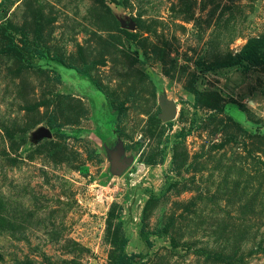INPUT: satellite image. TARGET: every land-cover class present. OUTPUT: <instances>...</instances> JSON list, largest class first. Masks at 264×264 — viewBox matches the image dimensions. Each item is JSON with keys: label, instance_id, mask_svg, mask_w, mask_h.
<instances>
[{"label": "rangeland", "instance_id": "1", "mask_svg": "<svg viewBox=\"0 0 264 264\" xmlns=\"http://www.w3.org/2000/svg\"><path fill=\"white\" fill-rule=\"evenodd\" d=\"M263 37L264 0H0V264H264V63L223 66Z\"/></svg>", "mask_w": 264, "mask_h": 264}, {"label": "trees", "instance_id": "2", "mask_svg": "<svg viewBox=\"0 0 264 264\" xmlns=\"http://www.w3.org/2000/svg\"><path fill=\"white\" fill-rule=\"evenodd\" d=\"M245 62L253 64L254 66L264 63V37L250 39L241 53L233 57L229 63L223 66L243 65ZM194 94L196 95V92ZM127 243L128 241L125 239L121 246V254L117 264H128L127 257L124 253Z\"/></svg>", "mask_w": 264, "mask_h": 264}, {"label": "water", "instance_id": "3", "mask_svg": "<svg viewBox=\"0 0 264 264\" xmlns=\"http://www.w3.org/2000/svg\"><path fill=\"white\" fill-rule=\"evenodd\" d=\"M174 117V111L173 110H169L168 113L166 114V118L170 119ZM129 164L128 162H126L125 160H123L120 163H116V170L115 172L119 175H121L127 168H128Z\"/></svg>", "mask_w": 264, "mask_h": 264}, {"label": "flooded vegetation", "instance_id": "4", "mask_svg": "<svg viewBox=\"0 0 264 264\" xmlns=\"http://www.w3.org/2000/svg\"><path fill=\"white\" fill-rule=\"evenodd\" d=\"M123 161V159H121L120 161H118L117 163H120V162H122Z\"/></svg>", "mask_w": 264, "mask_h": 264}]
</instances>
